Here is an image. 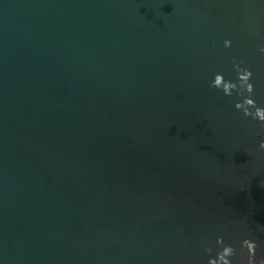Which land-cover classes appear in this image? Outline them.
I'll use <instances>...</instances> for the list:
<instances>
[{
	"label": "water",
	"instance_id": "95a60500",
	"mask_svg": "<svg viewBox=\"0 0 264 264\" xmlns=\"http://www.w3.org/2000/svg\"><path fill=\"white\" fill-rule=\"evenodd\" d=\"M231 41L225 49L224 42ZM264 0H0V264L264 257Z\"/></svg>",
	"mask_w": 264,
	"mask_h": 264
},
{
	"label": "clouds",
	"instance_id": "9594fccd",
	"mask_svg": "<svg viewBox=\"0 0 264 264\" xmlns=\"http://www.w3.org/2000/svg\"><path fill=\"white\" fill-rule=\"evenodd\" d=\"M231 41L224 42V48L230 49ZM260 52L264 54V47L260 48ZM243 61L237 62L233 60V68L237 74L235 82L225 80L222 74H216L210 87L223 93L225 97L231 98L233 93L242 98L241 102L235 104L237 111L242 112L244 117L258 121L264 126V107L256 104L252 98L255 94V89L252 80V72L250 69L242 68L240 65ZM261 151H264V142L259 145ZM216 244L219 251L215 257H212V249L205 248V252L209 255L208 264H233V258L237 255V250L231 245H226L223 238L218 237ZM259 245L252 239H245L241 242V255H246L247 264H264V257L257 260V249Z\"/></svg>",
	"mask_w": 264,
	"mask_h": 264
}]
</instances>
